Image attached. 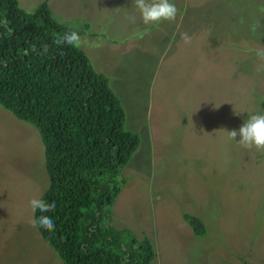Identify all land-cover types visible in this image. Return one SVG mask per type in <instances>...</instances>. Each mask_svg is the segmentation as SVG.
Masks as SVG:
<instances>
[{
  "label": "rangeland",
  "instance_id": "1",
  "mask_svg": "<svg viewBox=\"0 0 264 264\" xmlns=\"http://www.w3.org/2000/svg\"><path fill=\"white\" fill-rule=\"evenodd\" d=\"M20 1L34 11L43 0ZM50 1L60 21L90 25L80 46L140 135L113 224L148 237L153 264H264V150L229 135L264 114V0H171L176 19L147 25L134 0ZM111 1L124 9L113 15ZM49 184L39 130L0 105V264H62L30 223L29 200Z\"/></svg>",
  "mask_w": 264,
  "mask_h": 264
},
{
  "label": "trees",
  "instance_id": "2",
  "mask_svg": "<svg viewBox=\"0 0 264 264\" xmlns=\"http://www.w3.org/2000/svg\"><path fill=\"white\" fill-rule=\"evenodd\" d=\"M53 12L50 0L34 11L0 0V105L39 130L50 179L41 198L56 204L54 212H34L35 220L53 218L55 230L37 229L62 264H153V242L112 222L140 135L125 128L123 100L86 51L54 44L90 25L66 24ZM185 218L205 235L200 218Z\"/></svg>",
  "mask_w": 264,
  "mask_h": 264
},
{
  "label": "clouds",
  "instance_id": "3",
  "mask_svg": "<svg viewBox=\"0 0 264 264\" xmlns=\"http://www.w3.org/2000/svg\"><path fill=\"white\" fill-rule=\"evenodd\" d=\"M134 5L140 13L142 22L147 25L154 22H162L165 20L174 21L178 14V8L171 0H134ZM131 22H136V17H129ZM181 38L185 43L190 42L191 37L187 33H182ZM81 43L80 34L77 31L65 33L62 38H56L54 44L58 47L64 44L78 47ZM47 51V48H45ZM258 56L264 59V50L258 51ZM264 67V66H262ZM237 115L240 112H236ZM230 138L236 140L239 135V143L248 149L255 147L258 150H264V114H250L245 122L238 130L229 131ZM29 205L33 212L37 209L41 213L54 212L56 208L55 202L48 203L46 200L34 195L29 200ZM33 227H42L48 231L55 230V221L53 218L41 215L38 220L30 222Z\"/></svg>",
  "mask_w": 264,
  "mask_h": 264
},
{
  "label": "crops",
  "instance_id": "4",
  "mask_svg": "<svg viewBox=\"0 0 264 264\" xmlns=\"http://www.w3.org/2000/svg\"><path fill=\"white\" fill-rule=\"evenodd\" d=\"M117 4H118V6H116ZM111 6H112V8H113L114 10H116V11L114 12L113 15L118 14L119 11H120V9H124V5H121V4H120L119 2H117V1H111ZM127 12H128L129 14H132V13H133L130 9H128ZM108 14H109V13H108ZM89 15H91V12H90ZM165 29H167V32H165ZM170 30H171V27H170L169 25H167V26L164 28V30L161 32V34L166 35L167 40H170V39L172 38V34H171V31H170ZM134 40H135V39H131V38H129V39L125 40V41H121V43H122L121 46L126 45V44H128V43H131V42L134 41ZM112 47H113V48H116L117 46L112 45ZM117 95H118V94H117Z\"/></svg>",
  "mask_w": 264,
  "mask_h": 264
}]
</instances>
